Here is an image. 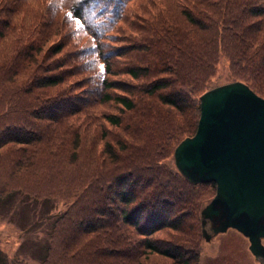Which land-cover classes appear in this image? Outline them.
Here are the masks:
<instances>
[{
	"label": "trees",
	"instance_id": "1",
	"mask_svg": "<svg viewBox=\"0 0 264 264\" xmlns=\"http://www.w3.org/2000/svg\"><path fill=\"white\" fill-rule=\"evenodd\" d=\"M38 1L54 20L15 22L31 0H0L10 19L0 27V154L32 157L16 163L44 176L38 202L70 201L39 210L53 231L38 264H201L200 211L215 184L184 178L173 150L194 133L219 66L264 97V0H139L142 26L126 15L134 0ZM124 29L131 37L109 48ZM30 193L23 209L40 189ZM12 261L0 248V264Z\"/></svg>",
	"mask_w": 264,
	"mask_h": 264
},
{
	"label": "water",
	"instance_id": "2",
	"mask_svg": "<svg viewBox=\"0 0 264 264\" xmlns=\"http://www.w3.org/2000/svg\"><path fill=\"white\" fill-rule=\"evenodd\" d=\"M199 99L196 130L178 143L173 156L185 178L216 185L201 210L202 233L209 240L235 228L248 238L253 254L264 257V97L233 81Z\"/></svg>",
	"mask_w": 264,
	"mask_h": 264
},
{
	"label": "rangeland",
	"instance_id": "3",
	"mask_svg": "<svg viewBox=\"0 0 264 264\" xmlns=\"http://www.w3.org/2000/svg\"><path fill=\"white\" fill-rule=\"evenodd\" d=\"M16 2L19 0H15ZM139 0H134L133 2H127L126 15L130 22L137 25L143 24V12L139 11L140 7L147 9L146 2H139ZM177 1V0H175ZM15 4V3H14ZM12 4L8 9H13ZM22 7L19 9L17 14L12 15V19L15 22L22 21L21 18L36 16L42 14L46 17H51L54 20L56 13L52 10V6L48 3H41L38 0H31L30 3L21 2ZM139 4V5H138ZM65 7V6H64ZM1 10V9H0ZM172 10H177L172 8ZM59 16L63 15L62 11H58ZM65 12V10H64ZM132 12L129 15V13ZM37 13V14H36ZM139 15L140 19L130 18ZM10 19L5 18L0 11V27L4 26L6 22ZM148 23V22H147ZM121 25V23H119ZM122 26V25H121ZM124 33L121 36L120 41H108V47L114 48L122 40L127 41L131 37L128 30L124 29ZM59 36L53 37V39H59ZM4 45H9V40H2ZM50 42V41H49ZM218 69L217 73L212 80V87L225 83L227 79V69L226 67H221ZM208 88V89H210ZM207 89V90H208ZM114 111L112 106L108 108ZM27 154L14 156V151L2 150L0 154V192H10L18 190L20 193L14 198L10 199L6 203H1L0 201V248L6 253L8 257H15L17 261H12L11 264H38L39 257L36 255L43 252V248L48 241L51 239V224L49 219H44L43 222L39 224V210H51V212L60 210L62 212L66 209V206L70 201L66 200L63 204L61 200H53L52 203L55 207L49 209V203L38 202L40 200L42 188L46 187V180L43 175L38 172L35 174L25 175L24 168H21L16 161H20L22 165L27 164L31 161ZM172 163V162H171ZM30 189H40V194L37 195V203L32 204L30 209H23L21 206V201L25 197L24 194H28L30 198L34 196L30 193ZM0 196H3L0 194ZM211 196V195H209ZM31 200V199H30ZM33 202V200L31 201ZM56 218V214L54 215ZM28 224H33V226L28 227ZM51 231V233H50ZM158 237H165L163 233L158 232ZM264 242V241H263ZM247 241L244 236H242L238 231L229 228L226 232L219 233L214 236L209 242H202V259L201 264H230L235 262L236 259L239 260V264H254L253 257L247 249ZM225 251L230 255L224 257L223 254L218 253L219 251ZM54 252V250H52ZM229 256V258H228Z\"/></svg>",
	"mask_w": 264,
	"mask_h": 264
},
{
	"label": "flooded vegetation",
	"instance_id": "4",
	"mask_svg": "<svg viewBox=\"0 0 264 264\" xmlns=\"http://www.w3.org/2000/svg\"><path fill=\"white\" fill-rule=\"evenodd\" d=\"M245 239H246V241H247V244H246L247 249H248L249 253L251 254V256L253 257V262H254V264H264V257H262V256H256L255 254H253V252L249 249V242H248V239H247V238H245ZM218 253L223 254L224 257H225L226 255H230L229 253H227V252H225V251H221V250H220L219 252H217V254H218ZM228 258H229V256H228ZM230 264H239V260L236 259V261L233 262V263H231V261H230Z\"/></svg>",
	"mask_w": 264,
	"mask_h": 264
},
{
	"label": "snow or ice",
	"instance_id": "5",
	"mask_svg": "<svg viewBox=\"0 0 264 264\" xmlns=\"http://www.w3.org/2000/svg\"><path fill=\"white\" fill-rule=\"evenodd\" d=\"M101 71H103V66L101 65Z\"/></svg>",
	"mask_w": 264,
	"mask_h": 264
}]
</instances>
